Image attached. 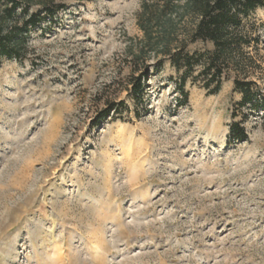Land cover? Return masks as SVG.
<instances>
[{
  "label": "rangeland",
  "instance_id": "1",
  "mask_svg": "<svg viewBox=\"0 0 264 264\" xmlns=\"http://www.w3.org/2000/svg\"><path fill=\"white\" fill-rule=\"evenodd\" d=\"M142 2L68 1L2 58L0 264H264V10L242 67L216 94L196 69L186 98L169 61L131 59Z\"/></svg>",
  "mask_w": 264,
  "mask_h": 264
},
{
  "label": "trees",
  "instance_id": "2",
  "mask_svg": "<svg viewBox=\"0 0 264 264\" xmlns=\"http://www.w3.org/2000/svg\"><path fill=\"white\" fill-rule=\"evenodd\" d=\"M68 1L84 0H0V63L4 57H22L30 31L45 18L53 19L64 11ZM257 9L264 10V0H143L138 25L144 37L131 59L137 64H145L150 58L159 65L169 61L181 74L180 86L186 98L189 95L184 86L199 69L192 82L202 78L206 92L216 94L224 80L230 78L229 70L240 69L249 56L243 49L249 41L240 27ZM193 44L210 47L191 51ZM147 73L135 82L131 93L134 96L143 95L142 79ZM235 84L244 92L240 106L251 104L256 108L253 82L236 79ZM260 107L264 108L263 102ZM117 108H109L105 117L117 112ZM231 130L236 140H247L242 123L233 122Z\"/></svg>",
  "mask_w": 264,
  "mask_h": 264
}]
</instances>
